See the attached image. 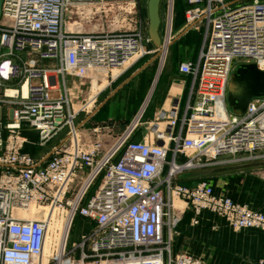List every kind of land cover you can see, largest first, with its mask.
Returning a JSON list of instances; mask_svg holds the SVG:
<instances>
[{
	"label": "built area",
	"instance_id": "1",
	"mask_svg": "<svg viewBox=\"0 0 264 264\" xmlns=\"http://www.w3.org/2000/svg\"><path fill=\"white\" fill-rule=\"evenodd\" d=\"M135 1L2 0L0 85H15L4 87L0 99L9 105L11 118L5 127L0 122V264L49 259L67 264L74 261L69 255L75 249L79 264H204L186 253L172 254L184 213L192 224L207 212L232 228L264 232V212L215 193L206 180L182 183L178 176L217 163L264 160V96L251 99L241 114L230 111L226 101L235 62L264 63V0H185L184 29L205 23L207 32L197 63L179 66L192 77L184 114L178 117V102L161 111L156 121L166 125H153L156 142L131 140L137 123L109 147L101 139L76 135L75 140L78 126L71 124L78 111L66 77L84 78L96 68L121 72L147 51L140 31L66 32L64 16L73 6L100 9ZM40 61L56 65L45 68ZM22 125L36 132L40 145L68 131L41 161L22 151ZM46 208L64 217L63 244L48 259L49 221L26 217L30 209ZM76 217L95 227L83 231L68 250Z\"/></svg>",
	"mask_w": 264,
	"mask_h": 264
},
{
	"label": "rangeland",
	"instance_id": "2",
	"mask_svg": "<svg viewBox=\"0 0 264 264\" xmlns=\"http://www.w3.org/2000/svg\"><path fill=\"white\" fill-rule=\"evenodd\" d=\"M148 3L149 0H136L133 5H109L100 9H98L97 6H73L68 9L64 16L63 30L66 32L97 33L102 31H140L144 37V45L147 51L142 59L122 72L116 82H110L108 84L111 77L116 76L118 71L106 68L93 69L84 78H78L71 75L66 77V90L69 99L74 105L75 110L78 111L73 119L71 127L76 125L79 126L75 131V136L80 135L82 140L101 139L104 145L110 146L129 127L137 123L136 128L132 132L133 135L138 127H140V123L148 120L146 119L147 110L149 111L155 97L159 95L160 89L165 86L169 74L176 72L173 70V67L168 66V58L167 56L164 58V56L167 52L168 54L171 52L169 46L174 37L175 19L178 15L182 14L184 0L158 1L157 14L159 23L156 29L157 39H153L149 34L150 20ZM2 22L8 23L7 20ZM200 30L204 42L207 28L206 26H200ZM181 49L182 48L179 46H176L173 52L177 53ZM19 57L22 59L29 58L27 55L22 54L19 55ZM241 64L255 63L238 60L234 64L232 74L236 66ZM256 67L258 68L257 65ZM168 69L169 74L165 73ZM171 70L172 72H170ZM159 71L160 75L156 88L150 96L151 99L149 93ZM133 73L135 74L132 76ZM59 85L63 86V81H60ZM11 86L10 83L7 88H10ZM94 94L95 98H91ZM228 95L229 91L227 88L226 101ZM0 99L3 98L0 97ZM89 100L90 104L80 110L82 105ZM5 104L7 105V103ZM0 105H2V103H0ZM228 108L232 111L231 107L228 106ZM64 130L67 132L68 128H65ZM75 140H77V136L75 137ZM211 166L187 170L178 176L186 180V175L191 173H194L193 175L210 174L212 170L209 169V167ZM95 187L96 185L91 188L89 196L93 193ZM31 210L35 209H30L27 213L31 212ZM35 211L36 213L42 211L41 214L44 215L45 218L47 217L49 225L54 224L53 228H48V235L52 238L50 249L45 253L48 259L58 251L59 245L62 241L63 228H61V226L64 217H56V211L53 212L51 208ZM94 227V223L88 222L85 218L76 217L67 239V249L71 250V248L79 242V237L83 229L85 231V229H93ZM69 257L74 261L67 264L80 263L76 261L78 260V250H72ZM45 264L60 263H53L52 260L49 259V262Z\"/></svg>",
	"mask_w": 264,
	"mask_h": 264
},
{
	"label": "crops",
	"instance_id": "3",
	"mask_svg": "<svg viewBox=\"0 0 264 264\" xmlns=\"http://www.w3.org/2000/svg\"><path fill=\"white\" fill-rule=\"evenodd\" d=\"M183 12L175 19L174 37L169 46L171 52L169 54L167 52L164 56V58L166 56L168 58V66L173 67L176 72L169 74V69L165 71V73L169 74V78L165 86L160 89L159 95L155 97L149 111L147 110L146 119L148 120L141 122L140 127L133 133L131 137L133 141L145 139L150 142H156L153 125L156 123L159 129H164L166 125V121L156 122L158 114L161 111L169 110L176 102H178L179 118L182 117L186 109L192 77L180 72L179 66L184 62L197 63L203 46V35L200 26L205 27V23L199 24L198 28L184 29ZM176 46L182 48L177 53L173 52ZM55 65L54 61L39 62V66L45 68H53ZM124 71L118 72L116 76L111 77L108 84L116 82ZM160 71L150 90L149 97L156 88ZM60 81H62V78L59 76L56 78L58 87H61L59 85ZM10 83L11 87L15 85L14 82L1 83L0 97H2V89L9 86ZM52 94H57V91L53 90ZM10 121L9 105L2 103L0 105V122L5 127ZM18 133L25 140L22 151L41 161L48 156L54 146L61 144L66 139V132L62 130L44 145H40L33 129L22 125ZM3 168L4 166L0 164V171ZM209 169L212 170L210 174L193 175L194 173H191L186 175V182L193 183L197 180H206L212 185L215 193L227 196L235 202L245 204L250 209L264 212V160L217 163L209 167ZM197 219L198 223L192 224L191 215L189 213L183 214L177 225L176 234L172 242L173 255L186 253L204 264H259V260L264 257L263 231L232 228L225 222L214 219L207 212L201 213Z\"/></svg>",
	"mask_w": 264,
	"mask_h": 264
},
{
	"label": "water",
	"instance_id": "4",
	"mask_svg": "<svg viewBox=\"0 0 264 264\" xmlns=\"http://www.w3.org/2000/svg\"><path fill=\"white\" fill-rule=\"evenodd\" d=\"M158 1L149 0L148 3L149 34L153 39H157ZM1 2L2 0L0 6ZM228 91V106L232 108L233 113L241 114L251 99L264 96V71H260L255 64L239 65L231 76Z\"/></svg>",
	"mask_w": 264,
	"mask_h": 264
},
{
	"label": "bare ground",
	"instance_id": "5",
	"mask_svg": "<svg viewBox=\"0 0 264 264\" xmlns=\"http://www.w3.org/2000/svg\"><path fill=\"white\" fill-rule=\"evenodd\" d=\"M171 4H172V3H171ZM170 7H171V6H170ZM238 66H239V65L236 66V68L234 69V71L238 68ZM258 69H259L260 71H264V63H260V64L258 65ZM262 69H263V70H262ZM9 93L14 94V91H9ZM23 93H24V94L26 93V86L23 87ZM95 94H96V93H95ZM95 94H94L91 98H94ZM89 104H90V100L87 102L86 106H88ZM176 204H177V202H176ZM48 216H49V215H48ZM26 217H28V218H30V219H42V218H45V216L42 215L41 212H40V213H36L35 210H31V212H28L27 215H26ZM49 219H50V218H49ZM46 220H47V217H46ZM46 220H45V221H46ZM47 221H48V220H47ZM53 226H54V224H53V225H51V224L49 225L50 228H53ZM51 240H52L51 236H50V235H47V236H46V241H45V246H44V251H45V253L48 252L49 249H50ZM61 244H63V235H62V241H61Z\"/></svg>",
	"mask_w": 264,
	"mask_h": 264
},
{
	"label": "trees",
	"instance_id": "6",
	"mask_svg": "<svg viewBox=\"0 0 264 264\" xmlns=\"http://www.w3.org/2000/svg\"><path fill=\"white\" fill-rule=\"evenodd\" d=\"M184 8H185V0H184V6H183V9H184ZM183 11H184V10H183ZM179 182L187 183L186 180H184L183 178H179ZM85 230L87 231V229H85ZM88 230H89V229H88ZM83 231H84V229H83ZM83 231H82V232H83ZM82 232H81V233H82Z\"/></svg>",
	"mask_w": 264,
	"mask_h": 264
}]
</instances>
